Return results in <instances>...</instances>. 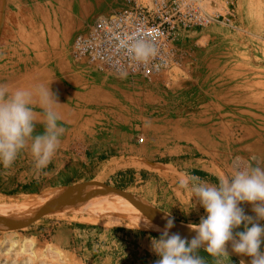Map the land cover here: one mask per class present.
<instances>
[{
  "label": "rangeland",
  "instance_id": "1",
  "mask_svg": "<svg viewBox=\"0 0 264 264\" xmlns=\"http://www.w3.org/2000/svg\"><path fill=\"white\" fill-rule=\"evenodd\" d=\"M65 1L0 0V83L13 78L4 85L14 90L51 82L66 129L57 155L40 174L27 150L10 168L0 164V205L64 186L98 188L67 173L69 163L98 139L117 152L140 155L138 165L131 159L122 164L124 173L127 166L131 173L132 167L147 173L128 193L166 209L203 208L179 185L185 175L203 173L217 184L221 174H232L237 158L242 163L253 155L264 159V96L259 97L264 93V0H231L235 30L223 21L179 36L174 63L152 79L100 72L73 60L72 39L122 2ZM34 110L42 111L38 104ZM43 132V123H37L34 135ZM153 163L161 165L160 173L153 172ZM174 192L175 204H166ZM82 220L81 215L54 216L18 231H0V264H60L54 253L73 264H156L152 246L138 252V246L133 251L121 245L138 236L159 239L161 231L127 218ZM74 221L111 233L75 234L69 230ZM135 251L142 259H135Z\"/></svg>",
  "mask_w": 264,
  "mask_h": 264
},
{
  "label": "clouds",
  "instance_id": "2",
  "mask_svg": "<svg viewBox=\"0 0 264 264\" xmlns=\"http://www.w3.org/2000/svg\"><path fill=\"white\" fill-rule=\"evenodd\" d=\"M130 53L137 62L147 64L157 55V49L147 40H137ZM50 83L14 90L0 84V164L4 168H10L27 150L40 174L57 155L66 129L60 125L58 109L62 104ZM36 104L40 113L34 110ZM41 122L44 132L34 135L36 124ZM179 185L203 207L206 216L198 225H188L195 233L190 241L179 233L170 234L174 218L167 216L160 238L152 240V251L159 257L156 264H206L199 255L201 248L215 264H223L230 251L251 258L248 264H264V159L253 155L249 162L242 163L237 158L232 174H221L217 184L185 175ZM245 204L251 205L254 216L246 214ZM144 221L151 226L146 218ZM241 226L243 230L237 231ZM240 264L246 261L241 259Z\"/></svg>",
  "mask_w": 264,
  "mask_h": 264
},
{
  "label": "built area",
  "instance_id": "3",
  "mask_svg": "<svg viewBox=\"0 0 264 264\" xmlns=\"http://www.w3.org/2000/svg\"><path fill=\"white\" fill-rule=\"evenodd\" d=\"M121 2L119 10L99 15L86 32L72 39L73 60L100 72L152 79L174 63L179 36L223 21L229 28H237L230 23L229 17L234 14L231 0ZM137 40H147L157 49V55L147 64L137 62L130 53Z\"/></svg>",
  "mask_w": 264,
  "mask_h": 264
},
{
  "label": "crops",
  "instance_id": "4",
  "mask_svg": "<svg viewBox=\"0 0 264 264\" xmlns=\"http://www.w3.org/2000/svg\"><path fill=\"white\" fill-rule=\"evenodd\" d=\"M104 140H99L97 141V143L91 145V147H88L87 150L88 152H85L82 156H80L78 159H74L73 161H71L69 163L70 169L67 166V173L68 174H73L75 176H79L78 178L74 177V179L83 182L86 181V183H90L93 186H97L100 189H109V190H115L117 191L120 190L121 192L124 193H128V189L135 187L139 182H143L142 180L144 178H146L147 173L142 171V169H138L137 173L134 172L136 171L134 167H132L133 172L131 173V167L127 166V169L130 171L128 174L124 173L125 171V166H123L122 164H125L124 161L128 160H132V165L139 164V162L141 161V157L140 155H137L135 153H133L132 155H127L126 152L121 153V152H117L116 147H112L110 148V145H106V147L104 146ZM108 144V143H107ZM106 150H109L111 152H108ZM111 153V154H110ZM113 154V155H112ZM122 154V155H120ZM125 159V160H124ZM152 165L156 166L155 168L157 169H153V172H159V169L161 168L159 164L157 163H153ZM116 168V169H115ZM160 173V172H159ZM154 175V174H153ZM157 176L159 174H156ZM156 175H154L155 177H157ZM191 175H196L201 177L203 180H206L209 183L215 184L214 180H211L210 177L206 176L203 173H194ZM150 176V175H149ZM81 177V178H80ZM131 178H133L131 180ZM121 180V181H120ZM108 182V183H107ZM108 184V185H107ZM115 184V185H114ZM114 186L116 188H114ZM132 195L135 196H139V194H135V193H131ZM139 197L149 201L150 203H152L153 205H155L157 208H159L161 211H163L165 214H167L168 216L170 215L172 218H174V220L182 225L188 226L190 224H199L201 221V217L206 216V212L203 208L200 209H166L164 206L161 205V202L155 203L152 202V199H147V196H143L140 195ZM146 197V198H145ZM177 197V192H174V194L171 195V199H166V204H175L174 200H176ZM189 198H193L191 196V194L188 196ZM149 198V197H148ZM174 199V200H173ZM194 199V198H193ZM193 202L195 203L196 200ZM188 204L189 207H191L192 204H190V201L186 202ZM173 205L172 208L174 207ZM199 205V204H198ZM199 207H201L199 205ZM92 209V207H91ZM91 211H94L93 209ZM246 214L248 215H252L254 216L255 214L251 211V209H245ZM119 216H123V215H119ZM44 219L34 223V224H38L40 222H43ZM74 222H78V223H73L69 224L70 228L69 230L75 234H79V233H88L89 230H91L95 237L100 236L102 233L101 231H106L111 233V231H109V229H103V228H97L95 227L94 229L91 227H87L85 225H81L84 224L81 221H74ZM262 224H264V221H261ZM86 229V230H85ZM88 230V232H87ZM243 230V226H241L240 229H237V231H242ZM97 232V233H95ZM107 233V235L109 234ZM125 240H127V238L124 237ZM123 246L124 248L127 246V250H130L131 248H133V251L135 250L136 246L139 247L138 252H141L142 250H146L147 248H151L152 246V239H148L142 236H138L137 239L135 238L133 240V244H129L126 242H123ZM262 250H264V245H262ZM137 251H135V259H142V255L137 256L136 254L138 253ZM127 252H123V256L122 258L127 261V257L128 255L126 254ZM199 255L201 257H203L205 259L206 264H215V261L213 259V257L209 256L204 250L200 249L199 250ZM157 256V255H155ZM155 256H152V258H155ZM156 259V258H155ZM159 259V257L157 256V260ZM223 264H240V261L232 258V257H227L224 258Z\"/></svg>",
  "mask_w": 264,
  "mask_h": 264
},
{
  "label": "water",
  "instance_id": "5",
  "mask_svg": "<svg viewBox=\"0 0 264 264\" xmlns=\"http://www.w3.org/2000/svg\"><path fill=\"white\" fill-rule=\"evenodd\" d=\"M100 189V188H99ZM109 192L108 199L116 202L117 211H91V207L98 208L103 202L98 196L89 194L83 187L79 186H64L55 189H50L46 192L32 195L26 199H22L13 203L9 207L10 210H0V231H18L26 226L34 224L42 219L54 216H70L83 215L93 217L96 214L102 216L126 215L121 213L122 209H133L136 212L147 215L152 225L158 228H165L168 216L149 201L129 193L121 191L101 189V191ZM122 203L121 207L118 203ZM6 209V208H5ZM171 233H179L182 237H187L190 241L195 233L185 225H182L174 220V227L170 230ZM204 250L203 248H201ZM230 249V246H229ZM230 257L241 261L244 259L246 264L251 258L241 257L230 251Z\"/></svg>",
  "mask_w": 264,
  "mask_h": 264
},
{
  "label": "bare ground",
  "instance_id": "6",
  "mask_svg": "<svg viewBox=\"0 0 264 264\" xmlns=\"http://www.w3.org/2000/svg\"><path fill=\"white\" fill-rule=\"evenodd\" d=\"M65 4L68 5L70 4L71 5V2H68L67 0L65 1ZM1 80V79H0ZM4 83H0V84H10V83H14L13 82V78H10L7 79V78H4ZM16 85V84H15ZM259 86V85H258ZM261 90H264V87L263 85L260 86ZM10 89V88H9ZM258 90V89H257ZM260 94V95H259ZM259 97L262 98V96H264V93H259ZM260 98V99H261ZM84 190H86L89 194L91 195H94V196H98L100 198H103L101 199L102 201L104 200L105 202H103V204H101L98 208H94L92 207V209L94 211H117V207L118 206H115V203L116 202H112L111 200L108 199L107 195H105L101 189L99 188H95V187H84L83 188ZM113 192H115V190H112ZM30 197V196H29ZM29 197H27L29 199ZM31 198H34V196L30 197ZM17 204V203H16ZM13 205V204H6V205H0V210L3 211H7V210H10L9 207ZM119 206L123 207L124 205L120 202L118 203ZM6 208V209H5ZM119 211H122L121 213H125L126 215H123V216H119V215H114V216H111L113 217L114 219H118V218H127L129 219L132 223L136 224L137 226L139 227H142V228H145V229H149V230H158V231H161L164 229V228H158V227H155L154 225H152L150 223L151 226H146L145 225V221H144V218H146L148 221H149V217L147 215H144V214H140V213H135L136 211L133 210V209H122V210H119ZM60 216H64V215H60ZM72 216H76V215H72ZM102 217V215H95L93 217H87V216H83L81 215V218L83 220H95L96 218H100ZM82 220V221H83ZM88 221V222H89ZM53 260L57 263H60V264H73L71 263V260L69 258H67L65 255L61 254V253H54L53 254Z\"/></svg>",
  "mask_w": 264,
  "mask_h": 264
}]
</instances>
